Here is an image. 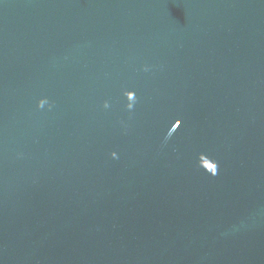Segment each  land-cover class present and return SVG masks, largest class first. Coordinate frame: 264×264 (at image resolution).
Masks as SVG:
<instances>
[{"label":"water","instance_id":"95a60500","mask_svg":"<svg viewBox=\"0 0 264 264\" xmlns=\"http://www.w3.org/2000/svg\"><path fill=\"white\" fill-rule=\"evenodd\" d=\"M0 264H264V0H0Z\"/></svg>","mask_w":264,"mask_h":264}]
</instances>
